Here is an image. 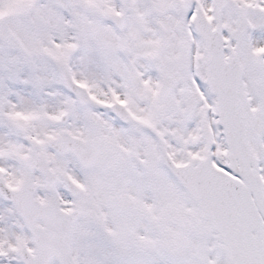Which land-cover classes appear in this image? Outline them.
Returning <instances> with one entry per match:
<instances>
[{
	"label": "snow or ice",
	"instance_id": "obj_1",
	"mask_svg": "<svg viewBox=\"0 0 264 264\" xmlns=\"http://www.w3.org/2000/svg\"><path fill=\"white\" fill-rule=\"evenodd\" d=\"M0 264H264V0H0Z\"/></svg>",
	"mask_w": 264,
	"mask_h": 264
}]
</instances>
